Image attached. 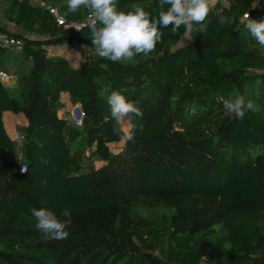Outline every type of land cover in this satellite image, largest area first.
<instances>
[{
    "label": "trees",
    "instance_id": "obj_1",
    "mask_svg": "<svg viewBox=\"0 0 264 264\" xmlns=\"http://www.w3.org/2000/svg\"><path fill=\"white\" fill-rule=\"evenodd\" d=\"M67 2L0 0V35L22 41L0 40V71L16 78L0 80V264H264V48L242 26L246 13L264 19V5L212 1L205 33L184 42L183 26L162 29L148 56L112 62L88 26L59 24L91 14ZM136 6L161 10L117 8ZM217 11L235 19L220 27ZM62 42L94 53L78 66L51 52ZM113 90L143 112L132 142L114 131ZM237 93L256 105L242 121L222 104ZM77 103L80 127L60 116ZM19 114L21 141L6 120ZM33 207L70 209L68 238L46 240Z\"/></svg>",
    "mask_w": 264,
    "mask_h": 264
},
{
    "label": "clouds",
    "instance_id": "obj_2",
    "mask_svg": "<svg viewBox=\"0 0 264 264\" xmlns=\"http://www.w3.org/2000/svg\"><path fill=\"white\" fill-rule=\"evenodd\" d=\"M160 3L158 18L151 17L149 12L140 6L127 13L118 11V0H68L67 8L73 14L81 7L91 13L88 27L96 54L100 58L120 62L132 60L140 55L148 56L154 52L157 44L162 42V29L171 27V32L175 34L183 26V41H190L193 33H205L211 23V0H160ZM164 5L168 6L166 10ZM215 15L220 27L235 19L223 15L220 11ZM97 24L101 26L97 27ZM242 26L256 43L264 48V19H251L249 13H246ZM107 103L115 121L114 131L119 133L120 127L117 126H124L127 129L126 139L134 141L136 120L143 117L138 102L127 99L122 91L113 90L107 96ZM222 104L226 113L233 114L240 121L249 110L256 108L254 101L238 93L222 98ZM23 171L27 170L24 168ZM31 215L35 218L36 228L43 233L46 240L61 241L68 238L67 229L72 225L70 209L61 210L58 216L48 208L33 207Z\"/></svg>",
    "mask_w": 264,
    "mask_h": 264
},
{
    "label": "built area",
    "instance_id": "obj_3",
    "mask_svg": "<svg viewBox=\"0 0 264 264\" xmlns=\"http://www.w3.org/2000/svg\"><path fill=\"white\" fill-rule=\"evenodd\" d=\"M212 1H215V0H211V2ZM259 2L262 5H264V0H259ZM254 6L256 7V5H254ZM50 11H51V13H55L54 9H51ZM90 17H91V14L87 17L86 21L83 23L66 22V20L63 16H58L57 20H58L59 24H64L66 28L80 29L84 26H88ZM244 17H245V15H244ZM0 40L3 41L7 46H9L13 50H21L22 49V41L18 38H15V37L9 38V37H4V36L0 35ZM51 52L56 53V54H70L71 59H73L78 66H81L83 64V62L87 58L91 57V55L94 53L93 50H91L85 46H82V48L79 49L78 47L72 46L68 42H62V43L53 45L51 47ZM12 77L13 76L11 74H9L5 71H0V80L3 83L10 84ZM77 109L80 111L79 116L76 113ZM69 114H70V116H68V118H67L68 125L75 126V127L82 126L83 112L81 109V105L79 103L74 104L71 107V109L69 110ZM14 137H15V139H17L19 141L23 140V138H24L23 134L19 131H16L14 133ZM24 168L26 169V167L23 165L21 167V172H24L23 171ZM201 264H208V263L202 262Z\"/></svg>",
    "mask_w": 264,
    "mask_h": 264
},
{
    "label": "rangeland",
    "instance_id": "obj_4",
    "mask_svg": "<svg viewBox=\"0 0 264 264\" xmlns=\"http://www.w3.org/2000/svg\"><path fill=\"white\" fill-rule=\"evenodd\" d=\"M185 41H187V39H185L184 42ZM65 56H69V54H65ZM25 67H26V72H27L29 70V64H28V67H27V65ZM12 71H14V70L12 69L11 70V73H13ZM15 79H16L15 76H13L10 84L15 83ZM76 113H77L78 116L80 115V111L78 109L76 110ZM15 116H18L19 118L17 117L15 119V118H13L12 115L7 116V124L9 126V128L11 129V131L19 130L20 129V126L23 125L24 122H25V118H24L23 115L19 114V115H15ZM68 116H70L69 112H68L67 118H68ZM122 128H123V131L127 134L126 127L122 126Z\"/></svg>",
    "mask_w": 264,
    "mask_h": 264
},
{
    "label": "crops",
    "instance_id": "obj_5",
    "mask_svg": "<svg viewBox=\"0 0 264 264\" xmlns=\"http://www.w3.org/2000/svg\"><path fill=\"white\" fill-rule=\"evenodd\" d=\"M63 55H65V54H63ZM68 58H70L71 59V55L69 54V56H67ZM70 109V106H69V108L68 109H66L67 111H64V110H62V111H60V116H62V117H65V118H67V115H68V110ZM9 116V115H8ZM13 116V118H17L18 116H15V115H12ZM19 118V117H18ZM6 120H7V117H6Z\"/></svg>",
    "mask_w": 264,
    "mask_h": 264
}]
</instances>
